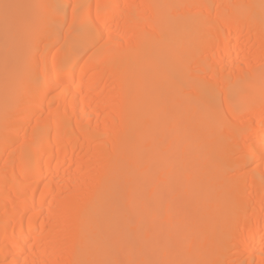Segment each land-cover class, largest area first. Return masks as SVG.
Segmentation results:
<instances>
[{
	"label": "bare ground",
	"instance_id": "1",
	"mask_svg": "<svg viewBox=\"0 0 264 264\" xmlns=\"http://www.w3.org/2000/svg\"><path fill=\"white\" fill-rule=\"evenodd\" d=\"M0 264H264V0H0Z\"/></svg>",
	"mask_w": 264,
	"mask_h": 264
}]
</instances>
